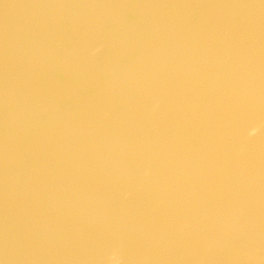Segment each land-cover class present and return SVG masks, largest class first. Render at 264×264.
I'll use <instances>...</instances> for the list:
<instances>
[{"label": "water", "instance_id": "95a60500", "mask_svg": "<svg viewBox=\"0 0 264 264\" xmlns=\"http://www.w3.org/2000/svg\"><path fill=\"white\" fill-rule=\"evenodd\" d=\"M0 264H264V0H0Z\"/></svg>", "mask_w": 264, "mask_h": 264}]
</instances>
